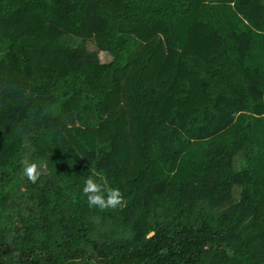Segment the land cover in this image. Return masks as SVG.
I'll return each instance as SVG.
<instances>
[{"label": "trees", "instance_id": "1", "mask_svg": "<svg viewBox=\"0 0 264 264\" xmlns=\"http://www.w3.org/2000/svg\"><path fill=\"white\" fill-rule=\"evenodd\" d=\"M0 264H264V0H0Z\"/></svg>", "mask_w": 264, "mask_h": 264}, {"label": "clouds", "instance_id": "2", "mask_svg": "<svg viewBox=\"0 0 264 264\" xmlns=\"http://www.w3.org/2000/svg\"><path fill=\"white\" fill-rule=\"evenodd\" d=\"M22 175L31 183L35 184L42 175L45 164H38L35 160L25 156L22 161ZM82 193L87 199L90 208H97L101 211L106 209H116L126 206V201L122 191L118 187H113L107 178L93 172L87 175Z\"/></svg>", "mask_w": 264, "mask_h": 264}, {"label": "rangeland", "instance_id": "3", "mask_svg": "<svg viewBox=\"0 0 264 264\" xmlns=\"http://www.w3.org/2000/svg\"><path fill=\"white\" fill-rule=\"evenodd\" d=\"M99 57H100V60H101L102 63H106V62H108L109 59H110V58H109L106 54H104V53H101V54L99 55Z\"/></svg>", "mask_w": 264, "mask_h": 264}]
</instances>
